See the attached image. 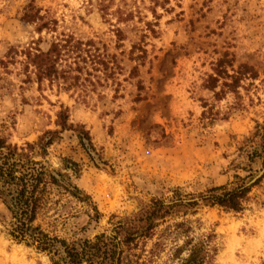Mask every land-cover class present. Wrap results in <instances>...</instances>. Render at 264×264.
Segmentation results:
<instances>
[{
	"label": "rangeland",
	"instance_id": "374dc122",
	"mask_svg": "<svg viewBox=\"0 0 264 264\" xmlns=\"http://www.w3.org/2000/svg\"><path fill=\"white\" fill-rule=\"evenodd\" d=\"M30 7L39 18H25ZM63 33L93 40L112 69L82 89L43 78L30 58ZM220 59L241 77L235 92L216 74ZM61 107L72 129L56 124ZM48 130L59 133L34 157L69 173L84 200L53 188L59 204L37 223L68 246H95L77 264H111L120 252L121 264H177L175 235L149 250L185 219L191 237L215 233L214 264H264V181L239 212L200 201L264 169V0H0V135L22 146ZM190 200L199 204L183 214ZM8 216L0 199V264H71L65 246L55 255L13 239ZM150 224L155 234L138 237Z\"/></svg>",
	"mask_w": 264,
	"mask_h": 264
},
{
	"label": "trees",
	"instance_id": "16d2710c",
	"mask_svg": "<svg viewBox=\"0 0 264 264\" xmlns=\"http://www.w3.org/2000/svg\"><path fill=\"white\" fill-rule=\"evenodd\" d=\"M32 10V7L27 9L25 18L27 17L28 20L37 17V13L32 14ZM150 30L155 32L151 27ZM116 32L117 38L122 39L121 30L116 28ZM222 61L224 60L220 59L218 62L216 74L218 76L225 74V77L229 78L230 81H224L222 83L223 88L235 92L241 77L235 75L236 72L230 74L225 69L223 71L221 69ZM29 62L43 78L64 90L77 87L86 88L88 83H94L93 78L98 77L97 72L105 73L112 69L107 54L101 53L93 40L84 41L72 34L64 33L60 38L52 41L49 52H45L39 47L36 48ZM212 79L217 80V78ZM68 120L67 108L61 107L57 112L56 124L60 126L61 130L72 129L73 125L68 123ZM57 133H59L57 130H48L37 142H26L22 146L12 144L7 137L0 135V199L9 215L5 221L7 233L13 239L55 255L60 254L61 246H65L63 252L66 253L68 261L66 257L63 259L67 263L77 264L82 262L87 254L90 257L95 256V254L89 253V250L95 246L87 248L89 241L83 242L80 249L75 243L68 246L64 239L59 238L58 235H51L50 232L42 228L40 223H37L40 215L59 204L58 200L51 197L53 188L62 193H67L79 201L84 200L79 187L69 178V173L52 169L34 157L35 154L42 158L46 156L47 148L52 144ZM77 136L81 145L87 149L92 146L87 130H79ZM71 164L73 167H69V169L77 174L75 169L77 163L71 162ZM64 166L69 165L65 163ZM235 178L237 181L231 185L214 187L208 193L200 195V201L210 206L217 205L234 212L243 210L246 203L251 199L249 194L254 185L264 181V173L251 185H247V182L239 176ZM85 196L87 197V195ZM197 204H199L197 200H190L179 205L183 209V214H187V207ZM168 207H172V205L168 204ZM159 209H162V206H159ZM154 227L153 224L148 225L138 237L153 236L155 234L153 233ZM191 230L192 226L186 219L172 226H167L163 231L164 233L158 235L157 241L149 250L150 257H155L164 248L165 243L161 241L165 240L164 237L175 235L173 238L175 245L171 257L176 259L177 264H214L217 253V246L214 243L215 233L213 231L201 233L198 238H194L191 237ZM179 239H183L181 244L176 243ZM90 257H87V260L92 261ZM110 258L112 259L111 264H121L122 252L118 253V256L115 254Z\"/></svg>",
	"mask_w": 264,
	"mask_h": 264
},
{
	"label": "water",
	"instance_id": "95a60500",
	"mask_svg": "<svg viewBox=\"0 0 264 264\" xmlns=\"http://www.w3.org/2000/svg\"><path fill=\"white\" fill-rule=\"evenodd\" d=\"M264 172V169L261 171V172H259V174H257L255 177H253L250 181H249V183L248 184H250V183H252V182H254L259 176H261L262 175V173Z\"/></svg>",
	"mask_w": 264,
	"mask_h": 264
}]
</instances>
